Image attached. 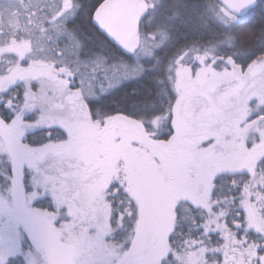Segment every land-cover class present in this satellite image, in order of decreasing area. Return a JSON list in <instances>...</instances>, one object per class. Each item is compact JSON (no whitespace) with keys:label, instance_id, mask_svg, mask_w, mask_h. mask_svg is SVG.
<instances>
[{"label":"snow or ice","instance_id":"snow-or-ice-1","mask_svg":"<svg viewBox=\"0 0 264 264\" xmlns=\"http://www.w3.org/2000/svg\"><path fill=\"white\" fill-rule=\"evenodd\" d=\"M261 7L0 0V264H264Z\"/></svg>","mask_w":264,"mask_h":264},{"label":"trees","instance_id":"trees-1","mask_svg":"<svg viewBox=\"0 0 264 264\" xmlns=\"http://www.w3.org/2000/svg\"><path fill=\"white\" fill-rule=\"evenodd\" d=\"M262 7L261 9H257L254 14L257 18V22L261 19V12L264 11V0H261L258 2ZM132 97L127 95V93L124 91V86H121V88L115 90L110 94V99L106 101V103H112L117 106H127L131 102Z\"/></svg>","mask_w":264,"mask_h":264},{"label":"water","instance_id":"water-1","mask_svg":"<svg viewBox=\"0 0 264 264\" xmlns=\"http://www.w3.org/2000/svg\"><path fill=\"white\" fill-rule=\"evenodd\" d=\"M259 1H261V0H257V2H259Z\"/></svg>","mask_w":264,"mask_h":264}]
</instances>
